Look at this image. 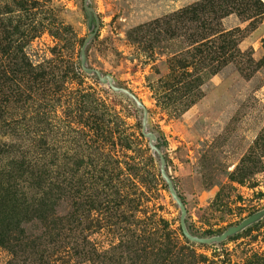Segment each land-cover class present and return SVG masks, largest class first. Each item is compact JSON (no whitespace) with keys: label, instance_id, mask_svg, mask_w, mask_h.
Segmentation results:
<instances>
[{"label":"rangeland","instance_id":"rangeland-1","mask_svg":"<svg viewBox=\"0 0 264 264\" xmlns=\"http://www.w3.org/2000/svg\"><path fill=\"white\" fill-rule=\"evenodd\" d=\"M200 1L88 0L98 26L86 47V59L88 67L111 76L116 86L131 91L143 104L147 111V130L154 133L156 142L166 143L161 150L167 172L184 200L187 227L199 237H214L264 208V173L251 175L243 185L231 180L241 159L264 133V70L254 68L264 55V15L243 21L231 14L221 20L222 30H239L234 32V37L241 56L235 64H228L215 75L200 72L199 98L181 111L191 98L189 91L160 99L158 90L169 73L172 58L179 52L185 57L184 52L189 48L184 37L187 28H174L176 36L170 38L161 31L163 26L160 30L146 25ZM89 34L82 0H0V104L11 106L3 119L19 118L24 112L27 116L33 115L30 101L20 110L25 95H32L38 99L37 104L45 105L44 118L53 124L46 127L44 134L47 159L52 162V154L60 155L54 161L55 166L48 165V168L59 170L64 179L56 214L68 221L71 229L64 232L65 246L72 248L75 243L78 246L75 252L82 253L85 237L101 255L98 263L84 253L73 254L70 248L63 252L65 246L58 249L51 245L46 249L56 260L52 264H116L115 260L107 261L114 255L109 249L117 243L116 237L105 228L100 229L103 215L95 210L87 211L84 205L89 204L88 200L75 193L81 189V179L88 182L93 192L100 188L97 173L91 171L89 176H83L82 170L77 171L73 165L87 151L92 159L99 154L96 144L86 147L78 126L86 117L96 114L94 100L97 98L103 99L119 115L120 122L111 118L107 123L113 133L106 138L105 150L121 162L123 187L120 189L136 193V216L148 230L159 233L171 230L178 234L179 209L161 177L156 180L147 172V158L151 157V170L159 174L158 161L149 150L146 138L138 136L142 109L125 94L113 92L95 75H88L80 68V47ZM5 47L9 54L2 52ZM249 59L253 62L248 69L240 71L238 64ZM42 71L46 84L41 86L32 77ZM5 72H11L15 83L24 91L17 104L11 102L15 92L7 89L9 84L2 77ZM176 108L180 111H175ZM58 121L59 131L54 127ZM66 125L76 131L72 132ZM131 129L138 136L136 142L129 149L121 147L119 144L125 146ZM3 141L10 140L3 138ZM260 166L264 169V157ZM131 176L135 178L134 187L129 185ZM114 204L109 205L106 213L109 217L126 206V203L122 207ZM26 228L29 235L42 232L35 222ZM234 236L221 243H189L196 254L214 264H245L255 256L264 257V217ZM11 259L10 252L0 247V264ZM29 259L22 256L20 264H28ZM33 260L37 263V256Z\"/></svg>","mask_w":264,"mask_h":264},{"label":"trees","instance_id":"trees-1","mask_svg":"<svg viewBox=\"0 0 264 264\" xmlns=\"http://www.w3.org/2000/svg\"><path fill=\"white\" fill-rule=\"evenodd\" d=\"M231 14L237 15L243 21L261 18L264 15V0H201L179 9L166 19L146 25L147 28L160 30V26H163L161 31L170 38L176 36L173 32L174 28H187L188 32L184 37L189 48L184 52L185 57L179 52L172 58L168 68L169 73L159 86L160 99L187 90L191 98L181 107V111H185L199 98L202 85L200 72L215 75L221 68L236 63L241 52L234 32L239 30L224 31L220 28L221 20ZM262 47L264 50V41ZM4 51L9 54L6 47L2 52ZM252 62L249 59L246 63L238 64L240 71L248 69V65ZM254 68L264 70V55L254 64ZM189 69H192V72H189ZM2 75L5 83L9 84L7 89L15 92L11 97L12 104H17L19 97H23L24 91L15 83L11 72ZM44 75L42 71L32 79L37 85L42 86L46 84L43 80ZM89 96V94L84 95L86 99ZM37 100L32 95H25L20 110H23V105L30 101L32 106L29 109L33 115L27 116L24 112L25 115L19 118L10 117L7 120L3 117L8 115L11 106L0 104V247L6 248L12 256L6 264H20L22 256L30 257L28 264L29 262L52 264L56 260L46 247L52 245V248H64L67 239L64 237V232H71L68 221L56 214V207L62 197L64 179L59 170L53 171L48 168V165L55 166L54 161L57 162L60 155L52 154L54 158L52 162L47 159L48 144L44 134L46 127L53 124L45 120V105L41 102L37 104ZM86 103L88 104L89 101L86 100ZM94 104L96 114L86 117L78 126L86 147L89 144H96L99 154L92 159L91 154L86 150L87 153L73 161V165L77 171L82 170L83 176H89L91 171L97 173L100 188L93 192L88 182L81 179L79 181L81 189H76L75 193L88 200L89 204L84 205L87 211L95 210L103 215L100 218L103 224L100 229L105 228L117 239V243L111 244L109 249L114 255L107 261L115 260L116 264H214L196 254L193 246L183 237L179 226L178 234L171 230L159 233L156 230H148L143 220L136 216L138 206L136 193H127L120 189L123 187V182L120 180L121 162L116 155L105 150L106 138L113 133V129L107 123L111 118L120 122L118 112L101 98L95 99ZM175 111H180V108H176ZM54 127L59 131L60 121L56 122ZM65 127H71L72 132L76 131L71 125ZM138 136L142 137V134L139 133ZM138 136L131 129L129 138L125 140L127 141L125 146L119 145L129 149ZM3 138L10 141L5 142ZM156 144L160 149L166 146L165 142L157 141ZM263 157L264 133L262 132L241 159L236 175L231 180L243 185L251 175L264 173V169L260 166ZM147 160L148 174L158 180L160 175H155L151 170L152 158L149 157ZM131 178L129 185L134 187L135 178L132 176ZM179 197L184 203L182 197L180 195ZM111 203H115L117 207H122V204L126 203V206L117 215L109 217L106 213ZM34 222L42 228L40 235L33 236L27 232L26 226ZM187 228L192 235L197 236L189 227ZM166 229L168 226L165 227ZM233 238L235 236L229 239ZM86 239L85 237L82 239L84 244L81 246V252L101 263L100 253ZM76 247L78 246L75 243L72 248L65 246L63 252H68V248L73 251ZM77 253L74 250L73 254ZM33 256H37V263L33 260ZM245 264H264V257L255 256L248 259Z\"/></svg>","mask_w":264,"mask_h":264},{"label":"water","instance_id":"water-1","mask_svg":"<svg viewBox=\"0 0 264 264\" xmlns=\"http://www.w3.org/2000/svg\"><path fill=\"white\" fill-rule=\"evenodd\" d=\"M82 8L86 16L87 29L89 30L90 34L85 38V40L83 41L80 47V51H79L80 68L83 72H85L88 75H95L100 83L108 85L113 92L125 94L136 104L137 107L142 109L141 134L144 138H146L149 150L156 157L158 161L159 175L166 184L167 190L172 200L175 202V204L179 209V228L183 237L191 243L200 244V245L221 243L227 240L229 237H232L242 232L244 229L260 221L264 217V208L250 214L249 216L242 219L236 225L226 228L221 234L214 237H199V236H194L189 232L186 225L185 205L180 199L173 185L172 179L167 172L166 160L164 154L162 153V150L157 147L154 133L147 130V111L144 108L143 104L131 91L116 86L111 76L102 75L98 70L87 66L86 47L97 32L98 20L94 14L93 9L88 5V0H82Z\"/></svg>","mask_w":264,"mask_h":264}]
</instances>
